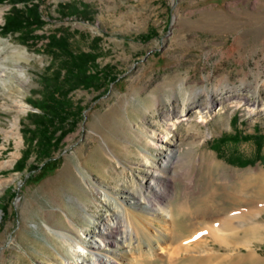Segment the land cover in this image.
<instances>
[{
	"label": "rangeland",
	"instance_id": "rangeland-1",
	"mask_svg": "<svg viewBox=\"0 0 264 264\" xmlns=\"http://www.w3.org/2000/svg\"><path fill=\"white\" fill-rule=\"evenodd\" d=\"M14 7L43 23L28 41L0 33V264H72L71 251L83 252L75 238L87 242L117 215L140 223L131 244L115 249L122 264H164L184 240L196 244L187 255L250 248L264 259V229L222 232L220 243L203 228L210 221L194 229L192 219L202 204L206 218L231 207L227 191L248 192L240 203L264 199L253 181L261 177L264 189V0H0V24ZM50 34L95 53L96 69L115 75L68 92L81 110L53 148L54 162L29 143L40 114L32 103L61 79L65 53L47 46ZM14 118L22 137L15 158L3 131ZM165 127L174 140L169 161L159 141ZM28 147L26 166L15 170ZM152 170L163 183L158 196ZM159 205L172 210L177 240L148 244L142 233L160 228ZM252 208L250 220L264 225V201ZM139 250L151 251V262L139 261Z\"/></svg>",
	"mask_w": 264,
	"mask_h": 264
},
{
	"label": "bare ground",
	"instance_id": "bare-ground-1",
	"mask_svg": "<svg viewBox=\"0 0 264 264\" xmlns=\"http://www.w3.org/2000/svg\"><path fill=\"white\" fill-rule=\"evenodd\" d=\"M17 74L19 77H22L24 72L22 70H19ZM12 102H13L12 104L17 105L19 109H25L27 106L23 102H18V100ZM3 131L6 138L9 137L14 138V150L11 151V156L15 158L18 156V150L22 141L21 134L19 133L18 130L16 118L10 120L9 126L4 127ZM169 133L170 131L168 130L167 127H165V134L162 136V138L159 139V141L165 143L163 145L164 146L163 148L167 150L165 160L167 159L168 161L173 157V152L171 151L170 147L171 145L174 144V140L169 137L170 136ZM3 164L5 165L6 162H3ZM151 175H152V179L149 180V187L155 190L157 196L161 195L163 190V187L161 185L163 183L161 181L160 176H157L159 175V173H157L156 170H152ZM260 178L261 177L258 176L257 179H253V181L257 182L258 184V190H256L255 192L256 196L259 194L258 196L262 197V195H264V189L262 188L263 183L261 182ZM248 182H250V180H248ZM248 182L244 183V186H248L249 185ZM99 189L104 194L106 193L104 188L101 187ZM241 194H244V198L245 196L250 195L248 192L245 191H239V190L227 191L226 197L228 201H232L230 202L232 203V206L229 207L227 210L218 212L217 214H215V216H213V218L212 217L206 218L202 216L206 214L205 210L208 209L206 206H204V204L193 209L192 219H194L193 221L194 223H196V225H194L193 228L194 229L198 228L203 222L206 223L207 221H210V223L206 225L204 224L205 226H203V228L209 232V235L212 237L213 240L220 243L223 242L222 238L224 237L221 235L222 232L228 233L229 235H233L235 232L242 230L244 231L245 234L251 233L252 235V233H254L255 235L257 232H259L260 229H264L263 224L259 222H253L252 220H250L252 214L254 213L252 207L257 206V203L264 201V199L260 198L259 200L257 199V201L255 200V202L253 201L251 203H240L236 199H238L239 195ZM114 198L116 201L119 199V197H117L116 195L114 196ZM118 201L126 205L127 206L126 208L129 209L128 204L124 199L120 198ZM119 202L117 203L118 205ZM159 206L160 207L158 209V214L160 215V222H161L160 228L156 229L155 231L149 234L146 231L144 232V230L142 231L144 232L142 233L143 241H146L148 244H150L153 241H157L158 243L160 239L166 238L167 236H169L167 237L169 238V240L167 241L168 243H170V241L171 243H173V241L177 240V239L172 240L175 236L174 230L171 229V225H170L172 218V210L169 207H163L161 205ZM199 217L202 218L198 219ZM122 226H125V230L124 228L122 229ZM138 227L140 228V223H138L136 219L131 218L129 216L128 218H125L122 215L120 216L117 215L113 219H108L105 223H100V224L98 223L97 227H95L94 231L92 232L93 235L90 236L89 238L90 240H87V242H85L82 239H80L82 241L79 240L80 241L79 242L76 241L75 238L76 245L80 247L83 252L81 253L77 252L78 253L77 254L76 251L74 250L71 251L74 255L78 256L77 259H75L72 264H122L121 256L117 255L115 249L118 247L119 244L125 245L126 247L129 246V244H131L130 240L133 237H135L134 236L135 231L137 230V232H139ZM58 232L57 233L60 235V237L61 236L68 237V235H66L65 233L61 231ZM113 232L114 234L116 232L117 235L115 236ZM140 234H138L137 237H140L139 236ZM58 237L59 236L57 235L56 238ZM70 237L72 238V236ZM128 237L130 238L129 241H128ZM61 239H63V237ZM203 241H200L197 244H200ZM63 243L64 242H62V245L64 246ZM66 244L68 245V242ZM195 245H191V243L186 242L185 240L183 242L182 241L177 242V244L174 245V247H172V250L170 251L171 252L170 258L164 264H264V259L250 248H248L245 251H241V250L236 251L233 254L227 252V253H221L219 255L214 254L213 250L208 251L203 249L204 252L202 253L187 255V251L191 250V247L192 246L195 247ZM165 246L159 245L161 251L162 249H164V251L166 250ZM183 252L185 253L182 254ZM149 254L151 255V251L143 252L139 250L138 255L136 254L135 256L137 259H139V261L151 262L153 254L151 256Z\"/></svg>",
	"mask_w": 264,
	"mask_h": 264
},
{
	"label": "trees",
	"instance_id": "trees-1",
	"mask_svg": "<svg viewBox=\"0 0 264 264\" xmlns=\"http://www.w3.org/2000/svg\"><path fill=\"white\" fill-rule=\"evenodd\" d=\"M70 6L73 9L72 11L76 10L72 4ZM42 23L41 20L31 19L26 14L24 15L20 9L14 7L5 16L4 22L0 24V33L17 32L23 40L28 41L32 40L34 35H36L33 34L34 27L42 25ZM147 36L148 33L139 37ZM47 46L53 49H60L65 53V57L61 59L59 70L57 71L61 79L59 78L60 80L53 83L38 104L31 102L40 111V114L36 122H34L35 126L29 131V143L36 145V156L50 158L49 161L54 162L55 158H52L51 154L53 148L59 144L69 128L77 122L78 113L81 110L79 105L73 106L70 103L68 92L77 87L99 86L102 77L113 81L115 75L108 73L105 69H96L94 66L95 53L73 51L65 35H48ZM66 123H68L67 126H65ZM261 137V135H258L256 139ZM231 139H237L236 135H233ZM31 152L29 147L26 148L14 163L13 168L15 170L23 169ZM31 166L33 164H28V167Z\"/></svg>",
	"mask_w": 264,
	"mask_h": 264
},
{
	"label": "crops",
	"instance_id": "crops-1",
	"mask_svg": "<svg viewBox=\"0 0 264 264\" xmlns=\"http://www.w3.org/2000/svg\"><path fill=\"white\" fill-rule=\"evenodd\" d=\"M48 225V224H47Z\"/></svg>",
	"mask_w": 264,
	"mask_h": 264
}]
</instances>
